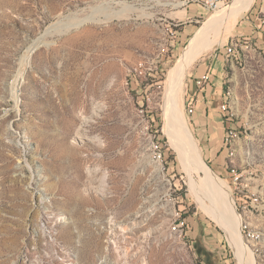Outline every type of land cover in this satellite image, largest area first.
<instances>
[{"label":"rangeland","instance_id":"obj_1","mask_svg":"<svg viewBox=\"0 0 264 264\" xmlns=\"http://www.w3.org/2000/svg\"><path fill=\"white\" fill-rule=\"evenodd\" d=\"M181 1L0 0V264L22 263L33 244L43 264H63L54 247L43 248L41 198L58 216L66 262L238 264L225 229L205 207L209 199L200 203L192 193L165 132L168 72L215 13L194 2L181 7ZM122 3L130 9L118 14ZM185 8L202 13L189 19ZM174 20L181 23L173 29L178 39L154 77L128 78L131 66L156 55ZM215 30L213 44L186 68L182 113L204 162L229 184L241 223L255 235L241 230L242 237L256 264H264V0ZM232 41L245 46L234 65L225 61ZM217 62L224 66L221 92L214 95ZM200 66L212 75L197 89ZM223 101L238 135L228 144ZM200 115L208 131L203 142L195 127ZM152 139L164 153L160 164L151 157ZM232 168L241 181H233ZM190 175L202 178L195 170ZM176 212L187 221L184 239L171 232Z\"/></svg>","mask_w":264,"mask_h":264},{"label":"bare ground","instance_id":"obj_2","mask_svg":"<svg viewBox=\"0 0 264 264\" xmlns=\"http://www.w3.org/2000/svg\"><path fill=\"white\" fill-rule=\"evenodd\" d=\"M253 1L231 0L229 4L224 5L209 16L207 21L195 31L188 44L182 50L177 62L168 72L164 105L162 104L164 106H162L164 108L162 111H164L166 117L165 132L169 137L171 145L178 152L184 169L189 173V184L192 193L199 199L200 203H204L206 198L209 199V204H206L205 207L225 229L237 257L238 264H256L254 253L249 245L246 244L241 234L242 216L236 210L229 184L204 162L201 149L191 134L183 116L180 93L182 91L185 71L190 62L213 44L212 32L214 31L215 33V29L225 24L230 18H237ZM129 6L130 4L122 3L121 9L117 13L125 12V10L130 9ZM36 46L34 44L27 49L21 60L18 72L19 77L22 73L21 70H25L28 65L31 52ZM14 101L17 102L15 95ZM192 170L202 174L200 181L195 180L190 175ZM44 201V198H41L39 201V206L42 207L41 214L45 213ZM98 264H106V258H102Z\"/></svg>","mask_w":264,"mask_h":264},{"label":"built area","instance_id":"obj_3","mask_svg":"<svg viewBox=\"0 0 264 264\" xmlns=\"http://www.w3.org/2000/svg\"><path fill=\"white\" fill-rule=\"evenodd\" d=\"M192 2L196 3L207 11H217L226 4L227 0H182L180 4L181 7H187ZM180 24V21L175 20L167 23L166 39H164V42L159 45L156 55L147 59H142L135 63L133 66H131L128 70V78L132 77L138 79L154 77L158 70V64L163 59V57L168 54L171 47H173L175 44V41L177 39V30L173 29L174 27H177ZM244 47L245 46H243L241 42L232 41L225 49V61L232 65L238 63V60L240 59V51L238 50V48L243 49ZM211 75V72H204L198 79H196V87L199 89L206 87V85H208L210 82ZM190 97L191 96L189 95L188 99ZM225 102L226 101H223L221 103L220 110L223 115H225L226 118L229 120L231 114L230 112H228L227 105ZM140 111L141 114L144 115V110L140 109ZM188 112H194L193 106H189ZM228 124L229 125H227L224 135V142L226 144L231 143V141L238 137L235 128L232 127L230 123ZM150 151L152 160L159 164L162 163V161L164 160V153L161 144L158 142V140H151ZM230 173L235 183L241 181L242 173L237 168H232L230 170ZM57 220L58 216H55L48 207H45V213L41 214L39 223V233L43 241L42 243L43 245H45V247L43 246V248H45L46 251L47 246L54 247L55 252L59 255V259L63 262V264H72L71 260L69 262H66L64 246L61 241H59L56 237ZM170 228L172 233L176 234L179 238L184 239V237L186 236L187 229L186 218L183 217L180 212H176V216L173 222L171 223ZM241 230L246 233L247 236H255L246 221H243L241 223ZM40 250L39 247L35 244L31 245L30 247L26 246L25 252L22 253V263L20 264H43V259L41 258V254L39 252Z\"/></svg>","mask_w":264,"mask_h":264},{"label":"crops","instance_id":"obj_4","mask_svg":"<svg viewBox=\"0 0 264 264\" xmlns=\"http://www.w3.org/2000/svg\"><path fill=\"white\" fill-rule=\"evenodd\" d=\"M187 8H188V6H187ZM187 8H185L186 9V14L185 15L188 16L189 19H191L194 16H200V14L202 13L197 8H194V9L190 8L189 10ZM185 9H183V10L185 11ZM178 36L179 35L177 33V39H178ZM223 66L224 65H223L222 62H217L215 67H214L215 71H216V75H215V77H213V82L211 83L212 85H211V91H210L214 95L215 94H219L221 92L220 87H221L222 84H221V81L219 82V80H220L219 76L223 74ZM204 72L205 71L204 70L202 71V67L201 66L198 67L197 68V72L195 74L194 82H196V79H198ZM192 94H193V96L195 95L194 92ZM205 96H207L206 93H205ZM208 102H209V100H207V103ZM211 104L214 105V102H211ZM207 108H208V104L207 105L205 104L204 108H203V112H205L206 116H207L205 119H210L209 116L210 117L212 116L211 115V110H210V107L208 109ZM205 119L202 117V115H200V119L195 122V127H197L199 138L202 139V137H205L204 140H206V137H207V134H208V131H207V128H206V120ZM202 142H203V139H202ZM208 149H210L209 150V157L212 158V155L214 153L213 152V148L210 146V148H208ZM190 247H192V246H190Z\"/></svg>","mask_w":264,"mask_h":264},{"label":"trees","instance_id":"obj_5","mask_svg":"<svg viewBox=\"0 0 264 264\" xmlns=\"http://www.w3.org/2000/svg\"><path fill=\"white\" fill-rule=\"evenodd\" d=\"M223 117H224V119L228 120L225 115ZM227 122H230V119Z\"/></svg>","mask_w":264,"mask_h":264}]
</instances>
